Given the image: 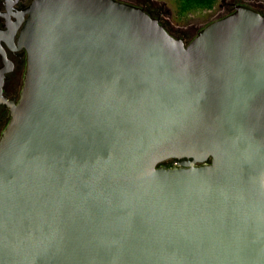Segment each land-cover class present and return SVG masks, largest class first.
Listing matches in <instances>:
<instances>
[{
	"label": "water",
	"instance_id": "95a60500",
	"mask_svg": "<svg viewBox=\"0 0 264 264\" xmlns=\"http://www.w3.org/2000/svg\"><path fill=\"white\" fill-rule=\"evenodd\" d=\"M27 14L0 264H264V15L236 6L186 44L118 0Z\"/></svg>",
	"mask_w": 264,
	"mask_h": 264
},
{
	"label": "flooded vegetation",
	"instance_id": "af4514ba",
	"mask_svg": "<svg viewBox=\"0 0 264 264\" xmlns=\"http://www.w3.org/2000/svg\"><path fill=\"white\" fill-rule=\"evenodd\" d=\"M31 3L32 0H0V137L11 119L8 104L19 101L24 87L28 52L21 34ZM236 6L239 5H235L231 12ZM166 162L165 165L171 167L181 160L170 159Z\"/></svg>",
	"mask_w": 264,
	"mask_h": 264
},
{
	"label": "rangeland",
	"instance_id": "374dc122",
	"mask_svg": "<svg viewBox=\"0 0 264 264\" xmlns=\"http://www.w3.org/2000/svg\"><path fill=\"white\" fill-rule=\"evenodd\" d=\"M118 1L148 10L152 16L160 19L162 25L174 37L186 44L208 24L229 14L235 5L251 7L264 15V0H217L212 9H197L186 13L179 11L175 0ZM165 162L162 164L165 165Z\"/></svg>",
	"mask_w": 264,
	"mask_h": 264
},
{
	"label": "trees",
	"instance_id": "16d2710c",
	"mask_svg": "<svg viewBox=\"0 0 264 264\" xmlns=\"http://www.w3.org/2000/svg\"><path fill=\"white\" fill-rule=\"evenodd\" d=\"M175 1L177 3L178 9L181 13H186V12L194 11L197 9H212L214 7L215 3L217 2V0H175ZM144 10L147 13H149V11H147L146 9H144Z\"/></svg>",
	"mask_w": 264,
	"mask_h": 264
}]
</instances>
